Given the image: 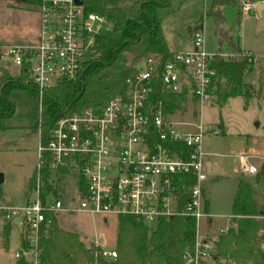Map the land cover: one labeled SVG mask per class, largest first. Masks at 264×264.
Instances as JSON below:
<instances>
[{"label":"built area","instance_id":"1","mask_svg":"<svg viewBox=\"0 0 264 264\" xmlns=\"http://www.w3.org/2000/svg\"><path fill=\"white\" fill-rule=\"evenodd\" d=\"M240 7L247 13L252 4L240 0ZM38 21V32L28 44H0V61L7 59L19 73L28 72L41 108L48 88L81 77L95 38L107 36L105 28L111 23L104 16L87 13L83 0L81 5L75 0H38ZM244 55L252 67L257 64L255 56ZM216 57L204 49L202 27L195 28L188 51L177 52L166 61L156 56L137 60L124 94L111 98L100 111L87 108L59 119L48 133L46 144L41 143L38 133L29 198L19 207L0 203V219L19 232L16 262L39 264L37 242L42 228L50 223L48 216L80 213L101 216L105 223L107 216H129L149 231L161 219L192 218L196 238L193 250L184 256V264H238L233 257L218 256L216 238L199 234L201 220L210 218L203 184L211 155L202 150L203 132L197 126L193 131L182 130L165 111L164 102L151 99L158 86L162 93L179 95L186 91L192 103H208L216 80L212 67ZM131 63L132 59L127 60L128 65ZM260 63L264 66V61ZM182 147L191 152L183 156ZM240 161L242 173H258L247 156H241ZM44 168L50 190L42 189ZM65 177L75 178V207L63 203L57 194V184ZM192 177L193 182H188ZM27 255H31L30 260ZM116 259L115 248L94 241L81 264H108Z\"/></svg>","mask_w":264,"mask_h":264},{"label":"rangeland","instance_id":"2","mask_svg":"<svg viewBox=\"0 0 264 264\" xmlns=\"http://www.w3.org/2000/svg\"><path fill=\"white\" fill-rule=\"evenodd\" d=\"M33 1L36 0H0V44H28L34 39L39 21L38 5ZM233 1L234 4L222 7L224 20L219 26L208 16L211 0H168V6L156 10L169 51L186 50L189 32L201 25L207 53L229 59L233 57L230 42H234L243 54L253 55L258 61L243 78L251 89L248 97L245 90L222 104L212 100L197 104L187 97V102L173 117L176 122H183L179 127L182 130L200 128L202 150L213 155L209 158L212 166L205 168L207 180L203 184L204 199L213 221L209 227L203 219L199 228L200 236L211 238H217L219 231L232 223L231 209L240 181L249 185L256 202H264L263 180L257 178L264 165V66L260 63L264 61V29L256 30L259 18L255 10L264 0H245L252 4L247 13L241 10L240 0ZM261 16L264 21V10ZM219 29L226 32L227 37H220ZM110 30L107 24L104 33L108 35ZM0 68H5L12 77L19 75V70L7 59L0 61ZM10 96L15 104L14 114L2 122L0 131V203L19 207L29 198L28 180L37 163L38 136L30 129L39 122L40 106L29 89H15ZM213 131L217 134H212ZM242 155L258 168L256 175L241 172ZM210 177L214 178L213 182ZM56 191L63 203L76 206L75 178L65 177L59 181ZM70 200H74L72 204ZM58 218L59 227L76 233L85 247L96 241L115 248L116 216H107L106 223L101 216L80 213L63 214ZM18 252L19 232L11 226L7 249L2 248L0 239V264H15ZM26 258L30 260L31 255Z\"/></svg>","mask_w":264,"mask_h":264},{"label":"trees","instance_id":"3","mask_svg":"<svg viewBox=\"0 0 264 264\" xmlns=\"http://www.w3.org/2000/svg\"><path fill=\"white\" fill-rule=\"evenodd\" d=\"M33 3L38 5V0ZM231 4H234L233 0H211L208 16L216 26L224 20L222 7ZM83 5L87 13L106 17L111 23V30L107 36L95 38L90 60L77 81L59 82L45 91L39 122L30 129L34 135L40 133L42 144H46L48 133L59 119L87 108L98 112L111 98L123 95L126 80L134 75L132 65L137 60L156 56L166 61L175 54L167 48L156 15L157 9L168 6V0H83ZM230 44L233 57L224 59L218 56L212 64L216 80L211 100L218 104L242 95V90L247 92L246 97L251 92L243 78L251 71L252 62L238 45L234 42ZM129 59H132L131 65L127 64ZM15 89H29L36 96L34 83L27 71L22 70L18 77H12L0 68V131L3 129L2 122L14 114L15 104L10 95ZM151 99L162 100L165 111L174 116L187 102V92L167 94L156 86ZM181 149L183 156L191 152L187 147ZM257 178L263 180L264 186V165ZM33 179L32 174L28 188L32 186ZM47 179L48 172L44 168V190L51 189ZM188 182H193V177ZM231 212L235 227L228 228L226 233L219 234L215 239L218 256L233 257L238 264H264V238H261L264 236V202H256L249 185L240 181ZM48 218L50 223L47 228H42L37 242L39 264H81L87 258L88 247L76 233L60 228L58 217L50 215ZM9 234L10 223L0 219V239L4 249L8 248ZM195 238L196 224L192 218L175 216L161 219L155 229L149 231L136 219L120 216L115 242L117 259L108 264H184V256L193 250ZM22 245L27 246L24 242ZM15 264L25 263L18 260Z\"/></svg>","mask_w":264,"mask_h":264},{"label":"crops","instance_id":"4","mask_svg":"<svg viewBox=\"0 0 264 264\" xmlns=\"http://www.w3.org/2000/svg\"><path fill=\"white\" fill-rule=\"evenodd\" d=\"M35 38V37H34ZM189 46L188 47H186V50H180V51H174L173 53H177V52H184V51H188L189 49H190V47H191V31L189 32ZM17 45H22V44H17ZM241 49V48H240ZM242 50V49H241ZM171 52V51H170ZM5 69V68H4ZM6 70V69H5ZM252 70V69H251ZM250 72V71H249ZM249 72H247V73H249ZM246 73V74H247ZM174 117V116H173ZM178 123H180V125H182L183 126V122H180V121H178ZM192 124H194V123H192ZM183 130H185V129H183ZM185 131H193V130H185ZM205 152V151H204ZM205 153H208V152H205ZM209 155H211V157H213V155L211 154V153H208ZM243 156V155H242ZM211 157H208V159H207V161H208V164H207V167L206 168H210L211 166H212V163H211V161H209V158H211ZM241 157V156H240ZM257 168V167H256ZM210 182H213L214 181V178L213 177H210ZM203 196H204V192H203ZM205 197V196H204ZM206 201V200H205ZM206 213L210 216V218L208 219V220H206V223L207 224H209V227H211V225H212V221H213V215H211L210 213H209V211H208V208H206ZM233 219V218H232ZM230 224V223H229ZM231 225H235V223H234V221L232 220V223L229 225V226H227V227H230ZM209 227H207L206 229H208V230H211ZM226 228V227H225Z\"/></svg>","mask_w":264,"mask_h":264},{"label":"water","instance_id":"5","mask_svg":"<svg viewBox=\"0 0 264 264\" xmlns=\"http://www.w3.org/2000/svg\"><path fill=\"white\" fill-rule=\"evenodd\" d=\"M75 2L78 4V5H81L82 4V0H75ZM256 13H257V16L259 18V22H258V27H257V31H261L262 29H264V21L262 20V16H261V13H262V10H264V4H259L257 7H256ZM219 36L220 37H227V33L226 32H223L222 29H219ZM0 182H2V176L0 175ZM251 264V263H249Z\"/></svg>","mask_w":264,"mask_h":264}]
</instances>
